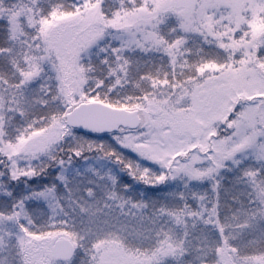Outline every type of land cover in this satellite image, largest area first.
<instances>
[{
    "label": "snow or ice",
    "instance_id": "obj_1",
    "mask_svg": "<svg viewBox=\"0 0 264 264\" xmlns=\"http://www.w3.org/2000/svg\"><path fill=\"white\" fill-rule=\"evenodd\" d=\"M0 264H264V0H0Z\"/></svg>",
    "mask_w": 264,
    "mask_h": 264
},
{
    "label": "trees",
    "instance_id": "obj_2",
    "mask_svg": "<svg viewBox=\"0 0 264 264\" xmlns=\"http://www.w3.org/2000/svg\"><path fill=\"white\" fill-rule=\"evenodd\" d=\"M125 179H129L128 177H125Z\"/></svg>",
    "mask_w": 264,
    "mask_h": 264
}]
</instances>
